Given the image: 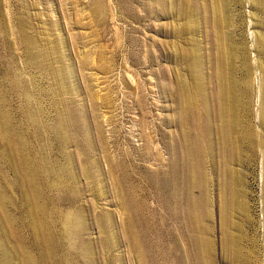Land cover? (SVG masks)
<instances>
[{"label":"rangeland","instance_id":"rangeland-1","mask_svg":"<svg viewBox=\"0 0 264 264\" xmlns=\"http://www.w3.org/2000/svg\"><path fill=\"white\" fill-rule=\"evenodd\" d=\"M0 264H264V0H0Z\"/></svg>","mask_w":264,"mask_h":264}]
</instances>
